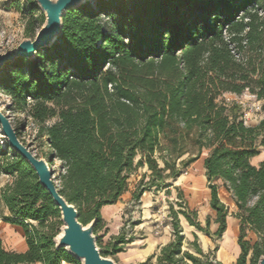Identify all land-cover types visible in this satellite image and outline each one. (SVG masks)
Masks as SVG:
<instances>
[{
	"label": "trees",
	"instance_id": "trees-1",
	"mask_svg": "<svg viewBox=\"0 0 264 264\" xmlns=\"http://www.w3.org/2000/svg\"><path fill=\"white\" fill-rule=\"evenodd\" d=\"M25 2L26 9L15 6L34 18L24 31L33 40L44 17H33L37 5ZM62 23L50 47L0 69V93L8 109L34 125L35 139L48 150L45 160L60 162L56 188L74 205L78 221L96 219V228L102 207L118 202L133 171L150 173L133 193L137 200L169 186L207 151L214 235L221 237L227 226L224 189L238 222L235 264H246L249 253L250 264H257L264 256V162L251 160L264 148V115L256 125L245 124L241 107L225 95L247 92L264 111V0H91L67 11ZM0 173L13 177L0 190L9 212L2 221L21 227L27 245L24 253L6 251L0 237V264H80L55 248L60 211L6 143ZM172 214L173 239L160 249L158 264H210L182 251ZM247 232L255 235L253 243ZM127 242L117 235L101 254L121 252Z\"/></svg>",
	"mask_w": 264,
	"mask_h": 264
},
{
	"label": "rangeland",
	"instance_id": "rangeland-1",
	"mask_svg": "<svg viewBox=\"0 0 264 264\" xmlns=\"http://www.w3.org/2000/svg\"><path fill=\"white\" fill-rule=\"evenodd\" d=\"M17 2L26 9L25 0H0V54L13 50L18 46L19 42L25 38L24 31L27 22L34 19L27 12L20 13L15 6ZM33 15L38 19L43 16V13L37 7ZM225 99H227V103L238 104L242 111L247 114V125H256L264 115V111L261 109L263 102L256 101L247 92L239 96L225 95ZM8 103V98L0 93V113L17 129L21 141L28 150L38 158L45 159L44 154H47L48 150L45 146L41 147L39 141L35 139L34 125L30 120L25 123L22 122L23 115L13 113L7 108ZM5 143L6 140L0 128V146L4 148ZM259 151V155L251 160L254 166L264 162V148L261 147ZM51 163L49 166L52 170L51 179L57 185L60 162L54 160ZM200 170V164L195 161L183 169L181 175L175 181L170 182L169 186L144 191L137 200L133 199V193L145 185L150 173L146 167L133 171L128 180L127 191L121 196L117 210L111 215H105L103 218L101 216V222L93 230L98 249L101 252L110 250L113 238L121 234L126 237L128 242L122 246L121 252L109 254L106 256L107 258L112 259L116 264H120V258L126 264H158L157 256L161 249L158 243L166 242L168 244L173 239L171 224L174 218L173 211L177 213L176 219L181 228L182 251H189L205 263L235 264L240 253L239 247L237 252L235 251L238 246V222L233 214L236 213V209L232 204L229 206L228 230L223 237L224 239L226 236L228 241L224 243L222 241L223 235L221 237L214 235L216 231V226L213 225L215 215L209 207V195L205 192L206 182L197 179L200 176ZM195 177L196 182L194 181ZM141 179H143L142 183H140ZM12 180V176L0 173V190L6 184L11 183ZM220 198L227 202L226 196L222 192H220ZM178 211H184L191 221L198 223L202 229H207L209 235L207 236L195 226L189 225ZM8 215L7 208L0 202V220L2 221V217ZM206 219L209 220L208 227L205 224ZM57 221L61 223L60 218ZM60 225L62 226V223ZM156 226H159V228H156ZM235 226L236 232L234 233ZM157 230L159 233L156 235ZM245 239L253 243L255 235L252 232H247ZM148 242L157 244L154 245L152 250H149ZM192 243H195L201 249V253H197L191 245ZM231 255L235 259L233 262L231 261ZM250 256L251 253L246 258V264H250Z\"/></svg>",
	"mask_w": 264,
	"mask_h": 264
},
{
	"label": "water",
	"instance_id": "water-1",
	"mask_svg": "<svg viewBox=\"0 0 264 264\" xmlns=\"http://www.w3.org/2000/svg\"><path fill=\"white\" fill-rule=\"evenodd\" d=\"M44 16V22L33 40L24 38L18 46L0 54V69L17 58L31 59L38 52L50 47L62 31V19L67 11L79 7L91 0H33ZM0 128L7 147L18 153L33 169L40 185L47 191L60 211L62 226L53 242L56 249H64L80 264H116L112 259L104 257L96 245L93 230L96 219L86 226L78 221V213L74 205L62 197L51 179L52 170L46 161L33 155L18 139L14 128L7 118L0 113ZM212 264H217L212 262ZM257 264H264V256L258 258Z\"/></svg>",
	"mask_w": 264,
	"mask_h": 264
},
{
	"label": "crops",
	"instance_id": "crops-1",
	"mask_svg": "<svg viewBox=\"0 0 264 264\" xmlns=\"http://www.w3.org/2000/svg\"><path fill=\"white\" fill-rule=\"evenodd\" d=\"M206 155H207V151H203L200 158L196 161L200 164V167H201V170H200L201 173H200V176L197 177V179H199V181L204 180L205 182H206V177H205V169L203 167V160H204ZM195 180H196V177L194 178V181ZM205 190H206L205 192L207 193V195H209L208 188H205ZM220 192H222V194H224V196H226L227 202H225L223 200H222V202H224L225 205L230 206L231 205L230 199L228 198V194L226 193V191L224 189H220ZM119 200L114 205H108V206L102 207V209L100 211L102 218L105 217V215H111L114 211L117 210V208L119 206ZM214 215H215V213H214ZM214 219H215V217H214ZM228 224H229V222L227 221L226 230L222 234L223 235L222 241H223L224 235L227 233ZM213 225L216 226L215 229H217V224L215 222H213ZM237 229H238V226H237ZM235 232H236V226H235L234 233ZM237 233H238V231H237ZM0 237L2 239L3 247L6 251L16 252V253H24L27 249L23 230L19 226L6 224L0 220ZM147 244H149V247H148L149 250H152L154 245L157 243L148 242ZM158 244L162 248L163 246H165L166 242H162V243H158ZM237 250H238V246L236 247L235 251L237 252ZM230 257H231V261L233 262L235 260L234 257L232 255ZM119 260H120L119 261L120 264L121 263L126 264V263H124L125 261H123L122 258H120ZM35 264H40V263H35ZM62 264H70V263L62 262Z\"/></svg>",
	"mask_w": 264,
	"mask_h": 264
},
{
	"label": "built area",
	"instance_id": "built-area-1",
	"mask_svg": "<svg viewBox=\"0 0 264 264\" xmlns=\"http://www.w3.org/2000/svg\"><path fill=\"white\" fill-rule=\"evenodd\" d=\"M227 101V99H225ZM258 109V107H257ZM243 120H244V123L247 124V114L245 112H243ZM156 228H159V226H156ZM159 232L158 230L155 232V234L157 235ZM62 264V262H61Z\"/></svg>",
	"mask_w": 264,
	"mask_h": 264
},
{
	"label": "bare ground",
	"instance_id": "bare-ground-1",
	"mask_svg": "<svg viewBox=\"0 0 264 264\" xmlns=\"http://www.w3.org/2000/svg\"><path fill=\"white\" fill-rule=\"evenodd\" d=\"M230 239V238H229ZM224 243L227 242V237L225 236V238L223 239Z\"/></svg>",
	"mask_w": 264,
	"mask_h": 264
}]
</instances>
